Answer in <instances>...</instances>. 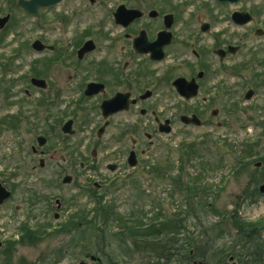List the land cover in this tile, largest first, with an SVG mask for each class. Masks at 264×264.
<instances>
[{
	"label": "flooded vegetation",
	"instance_id": "af4514ba",
	"mask_svg": "<svg viewBox=\"0 0 264 264\" xmlns=\"http://www.w3.org/2000/svg\"><path fill=\"white\" fill-rule=\"evenodd\" d=\"M28 2L0 0V107L4 102H11L6 104L9 109L16 107L0 111V236L6 225L5 208L15 192L8 184L37 183L35 172L53 162L61 169V186H71L78 180L70 175L72 169L83 175L95 168L101 150L110 151L104 158L106 170L127 174L122 169L138 163V151L144 153L134 139L138 127L132 123L133 112L141 118L149 116L156 132L168 120L172 132L175 117H163L145 105L159 87H170L184 105L199 99L202 108L195 105L177 115L183 125V116L201 119L220 89L213 92L219 81L224 98L225 93L230 97L244 81L243 71L259 65L264 70V58L256 56L264 46L248 44L250 36L264 38V5H246L245 0L225 4L214 0H30L27 11ZM221 19H225V43L201 47V39L212 35L214 23ZM26 20L31 33L19 44ZM174 45L190 48L191 56L171 54ZM26 51L36 57L22 78L15 60ZM251 75L250 82L261 83L257 73ZM176 80L192 81L195 96L181 95L174 87ZM255 95L254 89H248L243 101L250 102ZM86 115L97 118L96 125L88 128L92 138H87L91 135L87 128L78 127L79 117ZM210 115L218 113L211 111ZM142 134L151 139L146 132ZM4 137L10 141L8 146L14 145L7 154L1 150ZM74 139L77 148L71 151L69 142ZM87 144L90 158L85 155ZM62 151L65 155L58 156ZM96 176L97 181L91 183L95 192L108 181L101 173ZM65 177H70L67 185L62 183ZM89 183L79 184V191H89ZM6 191L8 199L4 198ZM56 195L54 200L46 197L45 202L54 201L56 206L51 209L58 220L62 202L61 194ZM20 200L15 212L36 204L27 195ZM239 238L245 241L239 248L241 255L225 259V264H264V223L246 226ZM5 242L6 236L0 241V264H4ZM249 246L254 248L249 250Z\"/></svg>",
	"mask_w": 264,
	"mask_h": 264
},
{
	"label": "rangeland",
	"instance_id": "374dc122",
	"mask_svg": "<svg viewBox=\"0 0 264 264\" xmlns=\"http://www.w3.org/2000/svg\"><path fill=\"white\" fill-rule=\"evenodd\" d=\"M245 3L264 5V0H245ZM222 13L224 16L225 10ZM261 24L264 26V22ZM30 27V21L26 20L19 44L30 35ZM212 42L225 43V19L214 23L212 35L202 38L200 46ZM252 42L264 46V38L250 36L248 44ZM190 52V48L177 45L171 48V54L182 55V58L185 55L190 57ZM256 56L264 58V49L256 51ZM35 57L36 54L26 51L15 60L17 69H21V76H18L24 78ZM212 62L217 64L215 59ZM178 72L184 74L183 70ZM254 72L262 84L255 79L250 82ZM263 74L262 65L247 68L242 74L244 81L237 86L238 92L230 97L225 93L224 98L221 81L218 86H213V92L220 89L201 117L204 123L201 128L185 127L177 119L179 113L183 114L195 105L202 108L199 99L184 105L170 87H159L154 98L145 105L162 112L163 117H175L173 130L168 136L158 135L149 116L141 118L133 112L132 123L138 127L134 139L139 142L138 150L144 153L138 151V163L133 170L129 167L122 169L127 174L117 172L113 175L106 170L104 164L107 160L104 158L110 151L101 150L97 151L95 161L99 164L95 168L86 170L83 175H78L77 168L72 169L70 175L78 180L71 186H61L58 178L61 169L53 162L44 170L35 172L39 178L37 183L8 184L15 192L5 208L4 236H13L18 227L21 232L14 241H6L3 263L225 264L229 257L237 259L245 241L241 243L240 235L230 226L229 213L248 223H264V196L258 195V186L264 182V162L260 161L264 157ZM8 75L6 73V77ZM12 75L16 77V74ZM248 89H254L256 95L252 101L244 102L242 96ZM238 98L240 101L235 103ZM6 104L11 102H4L1 112L16 108L9 109ZM214 109L218 111L216 119L210 115ZM79 120L78 127L87 128L91 134L87 138H92L93 132L88 128L96 125L97 118L86 115ZM218 122L221 127L216 126ZM143 132L151 135V139L147 140ZM74 140L69 142L71 151L77 148ZM1 141L2 153L7 154L14 145L8 146L10 141L6 137ZM190 144L193 145L190 147ZM245 147L248 150L245 151ZM90 153L91 146L87 144L85 155L90 158ZM62 154L65 152L58 153V156ZM96 173L103 174L108 180L97 192L91 187V183L97 181ZM87 181H90L89 191H79L78 185ZM58 193L61 194L62 207L57 211L59 219L54 220L51 207L56 206L53 200ZM26 195L36 204L19 207V212H15L14 206L19 205L24 200L20 197ZM50 196L53 200L47 204L45 198ZM104 213L108 215L106 220H103ZM9 214L12 215L10 218ZM139 217L145 227L152 223L159 225L163 220L170 222L158 232L146 234V238L152 240L150 245L136 244L123 224L126 219L138 221ZM25 219L27 224L22 222ZM38 225L42 227L39 231L29 229ZM132 226L134 224H128V227ZM45 229L47 231H43ZM167 233L172 250L163 255V247L169 245H163L166 239L162 236ZM4 236H0L1 242ZM194 245L201 248L196 256H202V259H189L194 253ZM248 248L252 250L254 247Z\"/></svg>",
	"mask_w": 264,
	"mask_h": 264
},
{
	"label": "trees",
	"instance_id": "16d2710c",
	"mask_svg": "<svg viewBox=\"0 0 264 264\" xmlns=\"http://www.w3.org/2000/svg\"><path fill=\"white\" fill-rule=\"evenodd\" d=\"M247 147H245L244 150ZM246 150H248V148ZM191 154L195 155L194 153H191ZM260 161L264 162V157L261 158ZM188 190L190 191V189H188ZM106 212H107V209H106ZM107 218H108V215H105V213H104L103 220H106ZM139 218H140V220L138 219V221H130V220L126 219V221H124L126 223L123 224V225L127 226L126 228L129 230L128 231L129 232L128 233L129 237L136 244H137V242H139L140 244H148V245H150V241H152V240L147 239L146 238V236H147L146 234L147 233H152V232H158L160 230V228L166 227L167 225H169V222H170V221H164L163 220L159 225L152 223L148 227H145L146 225L145 226L142 225L143 224L142 217H139ZM135 220H137V219H135ZM228 220L230 221V225L232 226V228H234V230H236L238 235H240V233L242 231H244V229H246V226L250 225V223H246L245 221H243L240 218H238L235 214H231V216H229ZM180 222L181 221H179V223ZM128 224H134V226L128 227ZM27 234L31 235V234H34V232H28ZM164 235L165 236H162V237L166 239V242L163 245H165V246L169 245V246L168 247H163V249H162L163 250L162 251L163 255L165 253L167 254L168 252H170V250H172L171 249L172 247H170V246H172L171 245L172 243H169L170 240L167 239L169 237L168 233L164 234ZM148 238H149V236H148ZM157 245L160 246V245H162V243L157 242ZM194 248H195L194 249L195 257H193V259H195V258L200 259L202 256L197 257L196 255L198 254L197 252H199L198 250L201 249V248H199L197 245L196 246L194 245ZM165 260L168 261L169 259H165ZM169 261H171V260H169Z\"/></svg>",
	"mask_w": 264,
	"mask_h": 264
},
{
	"label": "water",
	"instance_id": "95a60500",
	"mask_svg": "<svg viewBox=\"0 0 264 264\" xmlns=\"http://www.w3.org/2000/svg\"><path fill=\"white\" fill-rule=\"evenodd\" d=\"M217 1L222 3L225 1H234V0H217ZM235 1H238V0H235ZM174 87L185 98H188L190 96L195 95L194 89L196 88V86H194L192 82L191 83H185L182 80H177L174 82ZM181 121L185 124H194V125L200 124V122L195 117H192L190 119L182 117ZM161 131H164L167 133V132H169V129H165V130H161ZM64 182H69V178L65 179ZM259 191H260V193H264V185L260 186ZM80 264H85V263L82 262Z\"/></svg>",
	"mask_w": 264,
	"mask_h": 264
}]
</instances>
